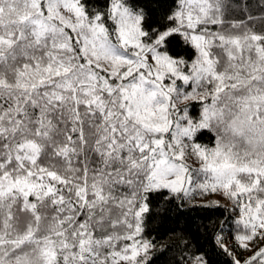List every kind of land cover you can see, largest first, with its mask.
<instances>
[{
  "label": "snow or ice",
  "instance_id": "1",
  "mask_svg": "<svg viewBox=\"0 0 264 264\" xmlns=\"http://www.w3.org/2000/svg\"><path fill=\"white\" fill-rule=\"evenodd\" d=\"M0 264H264V0H0Z\"/></svg>",
  "mask_w": 264,
  "mask_h": 264
},
{
  "label": "trees",
  "instance_id": "2",
  "mask_svg": "<svg viewBox=\"0 0 264 264\" xmlns=\"http://www.w3.org/2000/svg\"><path fill=\"white\" fill-rule=\"evenodd\" d=\"M208 199L212 198L207 195H197L194 197L195 203L190 202L182 209L175 206L154 207L153 217L148 220L146 227L153 230V234L156 235L157 239L166 243L172 242L174 239L169 235L173 230L190 229L191 233L198 238L200 243H203L205 246H211L210 237L201 225L227 219L228 210L223 207L225 205L223 203L219 206L200 205V201ZM226 235L229 236V240H226V242H230V234L226 233ZM221 259L226 260L227 258L222 257Z\"/></svg>",
  "mask_w": 264,
  "mask_h": 264
},
{
  "label": "rangeland",
  "instance_id": "3",
  "mask_svg": "<svg viewBox=\"0 0 264 264\" xmlns=\"http://www.w3.org/2000/svg\"><path fill=\"white\" fill-rule=\"evenodd\" d=\"M210 198L219 199L221 201V203H223L225 205H230V201L225 199L222 195L213 194V195L210 196Z\"/></svg>",
  "mask_w": 264,
  "mask_h": 264
}]
</instances>
